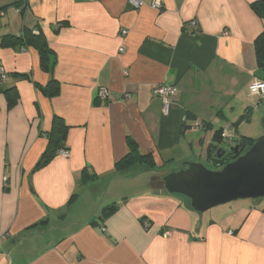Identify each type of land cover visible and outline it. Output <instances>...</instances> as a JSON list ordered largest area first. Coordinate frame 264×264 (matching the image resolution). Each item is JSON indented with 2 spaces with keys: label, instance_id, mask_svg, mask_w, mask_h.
<instances>
[{
  "label": "crops",
  "instance_id": "1",
  "mask_svg": "<svg viewBox=\"0 0 264 264\" xmlns=\"http://www.w3.org/2000/svg\"><path fill=\"white\" fill-rule=\"evenodd\" d=\"M142 1L0 0V264H264L263 203L208 215L158 183L173 164L209 163L218 129L225 148L264 133V100L248 89L261 76L257 0ZM159 84L178 88L166 112ZM56 118L68 156L36 168ZM128 138L154 168L115 170Z\"/></svg>",
  "mask_w": 264,
  "mask_h": 264
},
{
  "label": "water",
  "instance_id": "2",
  "mask_svg": "<svg viewBox=\"0 0 264 264\" xmlns=\"http://www.w3.org/2000/svg\"><path fill=\"white\" fill-rule=\"evenodd\" d=\"M240 151L237 144L218 147L213 159L228 152L238 156L220 169L188 162L184 168L162 177L164 189L186 197L190 207L201 213L238 199L264 198V133L244 152Z\"/></svg>",
  "mask_w": 264,
  "mask_h": 264
},
{
  "label": "trees",
  "instance_id": "3",
  "mask_svg": "<svg viewBox=\"0 0 264 264\" xmlns=\"http://www.w3.org/2000/svg\"><path fill=\"white\" fill-rule=\"evenodd\" d=\"M251 8L258 16L262 18L264 17V0H257L253 2L251 4ZM25 34L26 35H24V37L5 36L2 38L1 44L3 46H7L9 44L14 43L16 40H21V38L23 37V39H25L27 42L35 43V45L37 46L40 54V61L42 68L48 69L52 67V64L54 62L51 61V56L53 54L51 49L47 46V44L44 41L41 42L37 36L34 37L32 34L29 33L28 34L25 33ZM254 49H255L257 67L258 70L261 72V76L258 79L264 80V31L261 32L254 40ZM52 86H54L55 88H52ZM42 90L44 91V93L52 96L58 92V84L56 81L51 80L49 84L46 87H44ZM16 98L17 96L13 89L7 91V100L9 106H12L16 102ZM66 128L67 127L65 126V124L62 122L61 119L56 118L54 120L53 128L51 129L48 135V139H49L48 147L45 150V152L41 155L40 159L38 160L36 164V168H41L47 165L58 150L65 149L64 139L66 134ZM223 132L224 131L222 129L216 130L213 135V143H211L208 147V155L211 162L207 163V166L210 167L211 169H220L226 163L232 161L238 156V155L234 156L232 153L228 152L225 156H223L220 159L212 158L214 151L217 149V147L220 144L223 143L224 140ZM254 141L255 139H250L247 137H243L240 140H238L237 145L241 150L240 152L241 153L244 152L249 146H251L254 143ZM154 166H155V162L153 160L152 155L150 153L142 154L139 151L136 143L130 138H128V151L126 155L123 158H121L119 161H117L114 165L115 170L119 172H127L128 170L135 171L138 168L139 169L154 168ZM167 173L168 172H166V174ZM187 201L189 202V199H187ZM115 208L116 205L105 206L104 208H102L101 213L103 215L110 214L115 210Z\"/></svg>",
  "mask_w": 264,
  "mask_h": 264
},
{
  "label": "built area",
  "instance_id": "4",
  "mask_svg": "<svg viewBox=\"0 0 264 264\" xmlns=\"http://www.w3.org/2000/svg\"><path fill=\"white\" fill-rule=\"evenodd\" d=\"M129 3L134 8H140L144 4L142 0H129ZM152 6L155 8H160V3L157 0H154ZM126 33L127 30L125 29L121 31L122 36H125ZM119 51L120 52L123 51L122 45L119 47ZM5 78H6V73L4 71V68L0 65V79L5 80ZM248 89L252 94L257 95L260 99L264 100V80H260V79L253 80L252 82L249 83ZM153 92L156 96H158L161 99L163 105V111L166 112L168 105L170 104L171 98L178 93V88L177 86L174 85L159 84L155 86ZM97 96L98 98L103 100L110 99L108 90L106 88H99ZM59 154L63 157H67L68 151L66 149H60ZM102 230H104V228H102ZM163 234L167 236L170 234V232L165 231Z\"/></svg>",
  "mask_w": 264,
  "mask_h": 264
},
{
  "label": "rangeland",
  "instance_id": "5",
  "mask_svg": "<svg viewBox=\"0 0 264 264\" xmlns=\"http://www.w3.org/2000/svg\"><path fill=\"white\" fill-rule=\"evenodd\" d=\"M178 167H179L178 165L173 164V165L169 166L168 169H172V171H177V170H179ZM151 176H152V173H150V172L148 173L147 172V173H143L141 178L145 179V182H146V179H147V181H149ZM158 183L160 185L163 184L161 178L158 179ZM257 203H259V204L263 203V205H264V198L234 200V201L228 202L226 204L219 205V206H216V207H214L212 209H209L208 211H206V214L209 215L212 212L210 210H213V211L214 210H218V209H225L226 211L235 210V209H237L239 207H250L251 205H254V204H257Z\"/></svg>",
  "mask_w": 264,
  "mask_h": 264
}]
</instances>
